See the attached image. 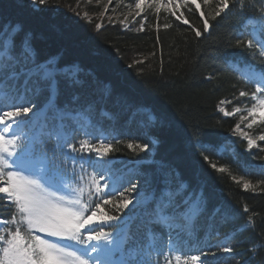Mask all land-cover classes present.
Wrapping results in <instances>:
<instances>
[{
  "label": "trees",
  "instance_id": "trees-1",
  "mask_svg": "<svg viewBox=\"0 0 264 264\" xmlns=\"http://www.w3.org/2000/svg\"><path fill=\"white\" fill-rule=\"evenodd\" d=\"M134 2L46 0L41 5L39 0L36 4L31 0H0V36L6 38L5 30L19 25L21 31L11 38L17 52L27 38L38 62L55 57L59 65L79 69V83L74 87L61 81L56 106L64 108L67 104L68 110H74L91 104L92 110L80 116L94 125L90 133L65 120L74 132V140L106 138L113 142L119 150L109 155L113 162L106 172L121 176L116 196L135 183L136 192L148 198L147 204L129 210L118 211L115 205H103L105 211L120 215L126 223L125 249H138L131 257L133 263L147 258L149 230L154 231L161 245L168 244V232L153 223V209L165 189L175 192L183 183L187 188L176 197L177 202L190 194L195 199L201 192L206 200L199 222L200 239H185V250L216 251L220 264H264V151L247 150L246 141L233 134L238 117H224L217 110L223 99L225 104L220 106L232 111L247 98L239 97V91L251 93L256 87L241 76L237 67L251 64L264 71V56L257 49L235 47L241 32L253 30L246 26L245 15L255 12L260 5L253 9L250 5L255 0H244L242 15L239 0H233L230 9L213 20L218 0L207 5L197 0L201 5L199 11L194 4H185L177 11V15L182 12L189 21L185 25L170 12L157 14L150 7L125 20L122 14ZM200 11L211 26L207 33L203 31ZM97 23L102 24L99 30ZM167 23L172 27L164 28ZM141 24L144 31L138 30ZM193 29L200 30L202 35L197 37ZM16 85L28 91L21 80ZM32 87L30 84L28 88ZM24 95L28 103L39 108L45 105L48 94L39 95L40 102L33 99V94ZM73 95L79 96V100L73 102ZM55 112L53 108L47 109L48 114ZM95 127L103 132V138ZM43 139L37 152L47 149L51 155L55 150L59 158L57 141L52 137ZM127 143L147 144L148 148L132 151ZM258 146L264 147V142ZM205 156L209 159L205 160ZM211 164L227 171L219 173ZM245 166L252 175H243ZM245 180L255 191L243 190ZM6 205V200L0 202V218H8L12 213ZM245 205L248 213L243 212ZM249 215L254 231L245 230ZM229 242L234 248L231 254L218 250L217 245ZM255 242L261 246L253 256L250 249ZM150 258L156 260L155 252ZM207 259L215 264L216 258Z\"/></svg>",
  "mask_w": 264,
  "mask_h": 264
},
{
  "label": "snow or ice",
  "instance_id": "snow-or-ice-1",
  "mask_svg": "<svg viewBox=\"0 0 264 264\" xmlns=\"http://www.w3.org/2000/svg\"><path fill=\"white\" fill-rule=\"evenodd\" d=\"M108 2L110 4L111 0ZM182 2L194 4L196 9L200 10L201 5L197 0H182ZM210 2L211 0H203L205 5ZM31 3L36 4L37 0H31ZM39 3L43 5L46 0H39ZM232 3L233 0H218L212 19L228 11ZM145 4L153 8L157 14L163 6L165 11L170 12L176 20L185 25L189 24V21L183 18L182 12L177 15L181 6L180 0H167V3L165 0H150V2L135 0L136 9L143 11ZM173 4L175 10L171 7ZM257 4L260 5L259 9L245 15L246 26H251L253 30L241 32L235 47L245 46L250 50L255 48L261 56H264V0H255L250 7L256 9ZM107 11L108 8L105 7L104 12ZM239 11L244 15V0H239ZM140 14V11L136 13L137 16ZM200 18L203 21V31L209 32L211 26L203 11H200ZM120 23L123 24L124 21ZM95 27L99 30L102 24L97 23ZM171 27L170 23L164 25L166 29ZM138 30L144 31L143 24ZM193 30L197 37L202 35L200 30ZM5 31L7 38L0 41V88L5 85L12 87L11 82L18 81L22 77L26 90L31 91L33 95L38 96L46 92L48 95L44 108L37 109L33 116L48 108L55 109L57 128L60 130L45 133L41 128L31 136L21 135L19 130L31 121L20 118L27 117L33 112L34 105L24 103L22 96L17 98L19 103L10 102V94L0 91V202L6 200V206L12 209L10 217L0 218V264H133L131 257L138 252V249L136 247L125 249L126 223L122 221L120 215L105 211L103 205H115L118 211L127 209L133 204V200L125 193L136 192L137 185L132 183L130 187L119 192L117 197L116 182L113 181L112 190L106 191L110 188L109 181L112 180V177L105 175V171L113 162L109 159V155L119 149L106 138L74 140V132L63 131L65 120H75L76 117L90 112L93 108L91 104L74 110H68L67 104L64 108L56 106L61 81L63 80L68 87H74L79 83V69L74 65H59L55 57L38 62L35 50L27 38L17 52L16 44L11 38L21 31V26L17 25L10 31ZM244 36L250 38L245 40ZM157 43H159L158 36ZM237 70L249 83L256 84L251 93L245 90L239 91V97H248L251 104L244 109L236 106L232 111H228L220 106L225 104V100L222 99L217 110L224 117L236 116L242 111L246 113L239 116L240 122L233 128V134H238L246 141L247 150L251 151L258 147V141L264 142V130L253 137L247 131L241 130V123L248 121L245 125L247 129H252L254 125L264 126V71L256 69L251 64H244L242 69L237 67ZM28 84H32L33 87L28 88ZM72 99L73 102L78 101L79 96L73 95ZM5 108L11 110H4ZM102 115L112 118L107 112ZM45 135L56 136V149L60 151L59 158L55 150L51 155L47 149L37 152V145L44 144ZM126 147L132 151L137 149L145 151L148 145L127 143ZM260 151H264V147H261ZM204 159L209 158L205 156ZM211 167L219 173L227 171L225 167H217L216 164H211ZM88 168L92 171L89 172ZM261 174L264 175V172ZM243 175H252L247 166ZM233 179L235 180V177ZM235 182L240 183L239 180ZM186 188L187 185L181 183L175 192L165 189L157 199L153 209V223L168 232L169 242L167 245H161L154 231L149 230L148 236L151 242L145 254L147 258L137 260L135 264H213V261L207 259L208 257L216 258L215 264H220L216 251L194 253L191 249L185 250V239H200L199 222L206 203L202 192L196 195L195 199L190 194L177 202L176 197ZM250 189L255 191L251 183L245 180L243 190ZM146 200L147 198L144 200L138 198L136 205ZM136 205L133 207L135 208ZM243 212H249L247 205L244 206ZM117 222L124 226L121 227ZM245 223L247 225L245 230L254 231L251 215L247 217ZM106 227L114 230H106ZM61 241L67 243H60ZM260 246L259 242L254 243L253 248L250 249L253 256ZM217 248L225 254L234 251L230 242L217 245ZM152 252L156 254L155 261L150 258ZM117 254L120 255L119 259L115 258ZM125 256L129 259H124Z\"/></svg>",
  "mask_w": 264,
  "mask_h": 264
},
{
  "label": "rangeland",
  "instance_id": "rangeland-1",
  "mask_svg": "<svg viewBox=\"0 0 264 264\" xmlns=\"http://www.w3.org/2000/svg\"><path fill=\"white\" fill-rule=\"evenodd\" d=\"M149 2H150V0H149ZM165 3H167V0H165ZM180 4H181L180 8L185 5L182 2V0H180ZM189 4H191V3H189ZM171 7L173 8V10H175V4H173ZM143 8H148L147 4H145L143 6ZM152 10L155 11L153 8H152ZM138 11H140V13H141L140 9H136L135 8V2H134V6L132 8H128V9L126 8L125 12L122 14V18H125V17H128V16L137 17L136 13ZM160 11H165L163 6H161V10ZM132 21H133V19H132ZM6 38L0 36V41H2L3 39H6ZM17 71H19V68H17ZM19 80L22 81V84L24 86L25 85L24 79L21 77ZM16 83H17V81H12L11 82L12 87H8L7 85H5L3 88H0V91L8 92L10 94V97H11V101L10 102L19 103L20 101L17 98L22 96V97H24V103L28 104V101H27L26 96L24 94L32 95L33 93L31 91H23L21 89H18ZM29 85L30 84H28L27 87H29ZM33 99H35L38 102H40L39 95L38 96L35 95V97ZM250 104H251V101L247 97L238 106H240L242 109H244L245 107L250 106ZM43 108H44V105L40 106L39 108H35V106H34L33 107V112L29 113L27 117H21L20 118V119H23L25 121H29V120L31 121L26 127H24V128L19 130L21 135L27 134V135L31 136L33 133L39 132L41 130V128H43V131L45 133L60 130V129L57 128L58 120L56 119V115H57L56 112L54 114H48L47 110H46V111L39 112L38 115H36V116H33V113H36L37 109H43ZM4 110H11V109L5 108ZM102 113H105V112H101V114ZM241 114H246V113H244L243 111H242V113H238L236 115L238 117V119H239V116ZM148 119H150V118H148ZM69 120L71 121V123L75 124L77 127H80V128H82L83 130H85L87 132H91L90 129L94 126L88 120V118H85V117H82L81 119L79 117H76L75 120H71V119H69ZM247 122L248 121H245V122L241 123V130L247 131L253 137H256L258 134L261 133L262 130H264V126H256V125H254L252 129H247L245 127ZM64 124H65V128L63 129V131L71 132V130L69 129V126H68L69 123L64 121ZM95 131L96 132L99 131L97 129V127H95ZM98 133H99V137L102 138L104 136L102 131H99ZM45 136H48V135H45ZM53 137L56 138L55 135H53ZM258 143H260V142L258 141ZM256 148L260 149L259 146L256 147ZM105 175L112 177V180L109 181L110 188L106 189V190L111 191L112 190L111 189V184H112L113 181H115L116 182V191H117L121 176H117L116 174H112V173L106 172V171H105ZM125 195L129 196V198H131L133 200V204H130L129 207L127 209H124V210H129L130 208H133V205H136V200L138 198L141 199V200H144L146 198L145 196H143L142 194L137 193V192H133L131 194L125 193ZM165 199H167V198H165ZM147 200H148V198H147ZM147 200H146V202L141 203V205L147 204ZM169 211H171V209H169ZM93 227H95V225H93ZM60 243H64V242L61 241ZM73 246L76 247L77 245H73Z\"/></svg>",
  "mask_w": 264,
  "mask_h": 264
}]
</instances>
